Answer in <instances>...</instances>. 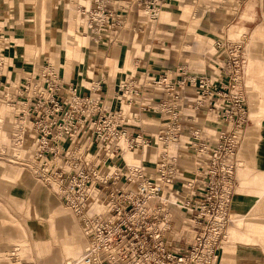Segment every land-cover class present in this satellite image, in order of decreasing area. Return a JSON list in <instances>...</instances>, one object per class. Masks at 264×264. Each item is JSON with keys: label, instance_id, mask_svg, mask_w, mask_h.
Masks as SVG:
<instances>
[{"label": "rangeland", "instance_id": "rangeland-1", "mask_svg": "<svg viewBox=\"0 0 264 264\" xmlns=\"http://www.w3.org/2000/svg\"><path fill=\"white\" fill-rule=\"evenodd\" d=\"M40 1L0 0V58L6 64L4 73L6 77L3 79L0 78V83L7 80L14 83L26 77L34 81H42L46 73L39 71L37 75V72H32L31 74L26 72L28 69L34 68L36 70L39 66L47 65L49 66L48 69L51 71L53 69V73L61 78L62 81L70 82L77 86L85 85L88 87L89 80H94L95 82L100 80V77L94 73L95 68L99 66L107 67L109 72H104L103 82L107 87V91L113 93L111 95L120 100V103L115 104L113 109L120 114L122 113L124 118L129 119V125L135 126L138 129L141 128L140 131H142L143 135L152 137L150 144L145 145L143 147L145 150L141 152L129 150V140L121 135L119 136L120 138L112 141V145L120 149V156L116 155L111 159L110 170H119L121 168L120 164H122L121 161H124L126 166L142 168L148 176H151L154 170L159 169L162 172V168L157 165L163 166L165 164L170 166L172 164L173 160L168 156L169 153V155H174L177 160L180 159L179 167L175 168L177 169L176 178H194L199 173L195 162L202 160L201 158L197 159V150L193 148L199 147H191L187 139L188 136L184 134L180 140L182 144L179 145L172 143L170 138L162 139L161 141L157 140L156 134L158 135V131L164 121L160 109L157 106H147L144 107V110L138 112L140 108H143L142 106H144L147 100L160 95V91L156 86L153 85L151 87L147 80L139 83L143 75L141 69L136 70L132 68V73H127L125 65L113 69L109 66L108 61L105 64L100 63L97 65L95 58L100 59L105 50V47L101 46V44L94 43L93 49L88 48L83 61H76L74 55L65 54L67 49L66 44L69 41L66 27L70 23L71 18H73L69 13L71 11L75 13L77 8L87 5L88 0H44V9L40 7ZM181 5L183 4L180 3L178 6L175 5L176 7L171 8L172 21H175L179 14L184 13L183 9L180 8ZM53 7L60 8L58 26L56 21L53 20ZM225 12H231V10H225ZM233 13L235 14L237 12L234 11ZM196 14L195 8L190 6L186 25L176 26L177 31H174L175 28L172 29L161 24V21L167 20V9L159 10L157 19L155 22H152L154 25H151L146 19L148 17L144 15L142 18L138 17V15H141V11L139 12L134 8L132 14L129 16V21L131 20L130 23L132 24H129L130 26L128 25L129 27L125 30L126 33L123 38H133L137 32L139 33V31H136V25L141 24L142 21L145 22V20L148 23L146 22L141 26L144 32L145 27H148L147 34L152 35V33L155 34L159 30L160 32H168L169 34L175 35L174 42L162 41L158 45L160 49L153 51V55L149 54L145 58L141 57L147 61L145 66L151 64L148 68L151 73L146 75L150 78L152 76L165 77L167 79L165 83L170 87L175 86L177 79L180 82L186 83L192 78H195L193 77L194 73L183 72L182 68L189 71H204L210 75L216 67L219 72L218 80L221 86L219 90L220 98H222L223 102L220 113L223 117L217 120L214 116L215 114H213L214 111L213 113H208L205 107L197 109L198 119L193 125L199 130H204V136L202 137L203 139L199 138L196 143L198 144L201 140L203 144L206 141V148H219L221 146L224 150L231 145L235 146L234 153L224 158L227 160V163L231 161L228 158H232L233 160L235 156H237L238 160L246 159L245 155L243 153L241 154L242 148H264V39L257 37L251 40L250 35L254 26L251 25L248 29L249 26L243 25L242 22L237 24V15H233L234 18L232 17L226 24L216 25L215 20H218V18H215L217 14L213 13L214 16L210 19L213 23L211 22L212 25H208L205 29L201 25V22L192 24L195 19L194 17L198 15ZM190 23L192 24L191 26H189ZM73 25L75 27L78 25L81 26V23L75 18ZM233 26H240L244 30L238 36L232 37V32L234 31ZM81 28L77 32L81 33L77 35V38L75 37L76 34H74L79 44L83 43L82 34L84 35V33L83 28ZM200 33H209L211 37L215 35L224 36V40L221 42L215 40L195 42L201 44L202 48H206L207 53L200 54V56L198 55L196 57L184 56V52L189 53L188 49L191 44V39L196 38L194 34H199L197 36L199 38ZM124 42L126 45L129 44L127 40ZM86 43L88 44V41H84V44ZM170 46L173 47L172 51L170 49L168 50ZM215 48L219 50L216 55L214 53L215 51H212ZM77 49L78 47H75V49L73 47L72 52L76 53ZM54 74L52 75L55 77ZM87 78L90 79L87 81ZM114 81L121 88L126 85L125 83L130 85L141 84L138 102L125 104V98H121L120 94H116V87L113 90ZM189 90L194 93L192 88ZM5 92L6 90L0 88V98L5 96ZM187 92L184 91L183 94L186 95ZM130 95L128 93L126 96ZM47 96V94L44 95V97ZM164 96L167 98L169 95L165 94ZM189 98L192 99V97ZM106 103L108 104V102ZM15 107L6 104L0 105V148H18L13 144L14 136L17 134L14 131L16 127L14 126V119L18 111V106L15 113L11 108ZM190 113H193V111H190ZM231 114L235 117L233 124L230 121ZM131 131L129 138L134 139L136 132L139 130L133 129ZM249 133L253 136H249ZM233 135L234 137H232ZM249 137L251 139L250 146L247 144ZM28 141L33 148L34 142L32 139H28ZM82 144L84 145L86 143ZM178 148L189 149L182 150ZM21 150H30V148H21ZM177 150H179L180 154ZM221 154L223 155V152ZM0 156L11 160L9 158V152H5ZM163 156L165 157L164 160ZM218 156L221 157L220 155ZM238 160L236 162L234 161L235 165L233 164L232 173L229 174L228 166H225L222 172H220V164L218 163L214 167H207L205 158L204 167L198 175L200 179L204 176L203 178H207L206 180L213 179L215 183L221 181L222 178L223 197L224 199H228L229 205L223 219L215 213L216 207L214 200L206 201L211 193H213V190L210 191L204 188L202 191L199 186L200 183H197L195 186V189H197L196 195L199 196L192 200V212L185 213L184 211L178 210V208L177 210H169L170 220L173 223L168 226V222L162 225V227H168V230L164 231L167 239L175 238L174 244L170 246L169 250V253H171L175 261L179 257H182L187 261V264H245L244 253L242 252L244 244L239 238L230 237L228 233L230 229L235 228L234 221L237 219H242V226L239 228L240 233L244 232L243 229L247 224L260 223L264 225V194L261 198H257L255 189H258V186H250L252 193L249 194V198L253 201L257 199L254 201L253 207L258 205L260 206L259 210H253L252 207L249 213L237 216L229 210L231 209L230 199L233 197L234 192L239 189L238 171L241 167L239 169L237 167ZM0 163L1 167L5 169L19 171L23 174L22 181H19L20 183L17 181L16 184L12 183L13 181H3L0 177V213L6 215L10 223L18 225L23 229L25 234L23 241L27 247L24 255L27 259L26 262H28L26 264H44L45 260H47L44 258L49 256V252L38 254V249H35V247L37 248V244L44 243L47 248L50 246L59 248V243L56 246L52 245L47 228V220L40 221L28 217L25 206L22 205L23 200L19 199V202L15 197H11V193H8L10 190V192L14 191L16 193L24 190L22 183H24L25 179L31 181L32 178H25V173L19 170V167L17 169L14 165L6 163L1 159ZM128 167L124 168V172H126ZM209 170H212L214 173L216 172L213 177H209L210 174L207 173ZM230 176H232V180ZM152 177L154 176L152 175ZM156 183L159 187H162L161 177ZM117 185L130 194H134L136 191L135 186L128 185L123 180H118ZM246 188L249 189V187H244L243 189ZM47 189L51 190L48 192L57 200L56 194L54 195L52 189ZM243 189L240 191L243 192ZM162 192L165 207L171 208V202H176L178 206L183 205L185 199L177 195L178 192L185 194L180 184H177L173 190L163 188ZM170 198H172L171 202L167 203V200ZM58 201L60 208L65 207L71 210L61 198L58 197ZM253 201L250 203H253ZM94 202L99 205L103 204L102 199L99 197L95 198ZM221 225L224 226V229L218 237L217 243L211 248L208 245L209 235L216 226ZM0 251L4 252H0V264H16L17 261H20L24 250L20 244L8 240L5 244L0 243ZM77 261H69L66 264H74Z\"/></svg>", "mask_w": 264, "mask_h": 264}, {"label": "built area", "instance_id": "built-area-1", "mask_svg": "<svg viewBox=\"0 0 264 264\" xmlns=\"http://www.w3.org/2000/svg\"><path fill=\"white\" fill-rule=\"evenodd\" d=\"M91 1V7H80L81 15L86 20L91 40L95 44H104L110 41L113 43V37L132 24L129 16L134 8L141 11L138 17L142 18L144 15L148 17V22H155L164 0ZM3 61L0 58L2 79L6 77V64ZM48 67L39 66L36 70L31 68L26 72H37V75L39 71L46 73L42 81L26 77L14 83L8 80L0 83V88L6 90L1 99L6 105L18 106L14 119V131L17 132L13 139L14 146L31 148L20 150L22 156L13 158V161L24 164L34 176L55 188V192L83 225L87 246L82 254V264H187L182 257L175 261L169 253L175 238L167 239L164 231L168 227H162L170 220L169 210L178 208L185 213L192 212V200L199 196L195 189L197 183H200L202 191L204 188L213 190L206 201L214 200L215 213L221 219L226 215L228 204V199H224L222 193V178L215 183L213 179L206 180L204 176L200 179L198 175L204 167L205 158L207 167H214L218 163L222 172L228 166L230 174L233 164L230 161L231 164L227 163L224 158L232 155L236 148L232 145L225 150L221 146L206 148L207 142L202 144L201 140L197 144L199 138L203 139L204 130L193 125L198 119L196 110L200 108L205 107L208 113L214 111L217 120L223 117L220 113L223 102L220 98L221 86L217 68L210 75L204 71L182 68L183 72L194 73L195 78L186 83L177 79L174 87L165 83V77L149 78V84L151 87L156 86L160 95L147 100L138 111L147 106H157L162 112L164 121L158 131L157 140L170 138L172 143L179 145L182 144L180 140L184 134L188 136L191 147H199L193 148L197 150V159L202 160L195 162L199 173L194 178L182 179L176 178L175 169L179 167L180 159L177 160L169 153L172 164L157 165L162 168V172L159 169L154 170L152 175L155 178L148 176L142 168L126 166L124 161H121L119 170H110L111 159L116 155L120 156V149L114 147L112 141L121 135L129 140V150L141 152L145 150V145L150 144L151 136L143 135L141 128L129 125V119L113 109L120 100L107 91L102 79L95 82L87 78L88 87L77 86L62 81ZM116 83L114 81L113 90L116 87V94L125 98V104L138 102L141 84L125 83L121 88ZM191 88L194 93L190 92ZM184 91H189L188 95H184ZM128 93L131 95L126 96ZM45 94L48 96L44 97ZM165 94L169 96L166 98ZM234 120L235 117L231 114L232 124ZM133 129L139 131L134 139H130L129 134ZM28 139L34 142L33 148ZM125 167H128L126 172ZM211 172L212 170L207 172L209 177L216 173ZM157 177H161L162 187L156 183L159 180ZM118 180L135 186V193H127L117 185ZM177 184L185 192H178L177 195L185 201L178 206L170 198L167 203L171 202L172 207L167 208L163 204L162 189L173 190ZM95 196L102 199L103 207L94 202ZM223 225L216 226L209 235L208 245L211 248L217 243L224 229Z\"/></svg>", "mask_w": 264, "mask_h": 264}, {"label": "crops", "instance_id": "crops-1", "mask_svg": "<svg viewBox=\"0 0 264 264\" xmlns=\"http://www.w3.org/2000/svg\"><path fill=\"white\" fill-rule=\"evenodd\" d=\"M180 3L183 4L180 8L183 9L184 13L179 14L178 18L175 21H172L171 8L176 7L175 5L178 6ZM164 4L165 6H163ZM190 6L194 7L196 13L198 14L194 17L195 19L192 24L201 22V25H203L206 29L208 25H212V20L210 19H212L214 14H217L215 18H218V20H215L216 25L226 24L232 17L234 18L233 15H237V24L242 22L243 25L249 26L248 29L251 25L254 26L250 35L251 40H254L257 37H262L264 39V0H164L161 3L160 10L167 9L168 16L166 18L167 20L161 21L162 26H168L172 29L175 28L174 31H177L176 26L180 27L186 25ZM185 10H187V12H185ZM225 10H231V12L226 13ZM234 11L237 13L234 14ZM146 22L147 21L145 20V22L142 21L141 24L136 25V31H139V33L137 32V34L131 39L123 38L126 33L125 30L127 29L125 28L122 32H118L117 35L113 37V43L110 41L101 44V46L105 47V50L103 51L100 59L95 58V63L97 65L100 63L105 64V62L108 61V64L112 69L115 67L120 68L125 65L127 73H132V68L136 70L141 69L143 75L139 83L146 80L148 81L150 77L146 74L151 73L148 69L151 64L149 66H145L147 61L143 58L147 57L149 54L153 55V51H158L160 49L158 45H160L162 41L174 42L175 35L169 34L168 32H160L158 30L155 34H150V36L147 34L148 27H145L144 32V29L141 26ZM192 24L190 23L189 26ZM151 25L154 24L151 23ZM233 30L232 37L236 35L238 36L244 29L240 26H233ZM194 35L196 38H193L190 41L191 44L188 49L189 53L184 52V56L189 55V57H196L198 55L200 56V54L207 53L206 48H202L201 44H197L195 42H204L208 40L221 42L224 40V36L215 35L211 37L209 36V33H200L199 38H197L199 34ZM75 37L77 38V35ZM75 37L73 38L77 42ZM125 40L129 42L128 45L125 44ZM172 48L173 47L170 46L168 47V50L170 49L172 51ZM213 50L215 51V55L219 52L216 48L212 49V51ZM106 71L109 72L107 67L99 66L95 68L94 73L99 76L100 79L104 80L103 76ZM4 104L5 102L0 98V105ZM11 109L15 113L17 106ZM20 150L21 148H0V155L5 152H9V158H12L10 160L0 156L1 160L14 165L17 169L19 167V170L25 173V178H32L31 181H27V179H25L24 183H22L24 190L17 193L14 191L10 192V190L8 193H11V197H15V199H18L19 202L21 199L23 200L22 205L25 206V211L28 217L38 219L40 221L47 220V228L51 237L52 245L56 246L59 243V248L51 246L47 248L44 243H39L37 244V248L35 247V249H38L37 253L42 254L49 252V256L44 258L47 259L44 264H66L69 261L80 260L83 251L87 246V236L83 225H81L79 219L71 210L66 209L65 207L60 208L58 206V197L60 198V196L55 192V188L52 187V189L49 185L34 176L33 172L27 166L20 165L13 161V158L22 156V153L19 152ZM242 153L245 155L246 159L238 160L237 156H235V158L230 161L235 165L234 161L236 162L238 160L237 167L238 169L241 167L238 171L239 189L234 192L233 197L230 199L231 209L229 210H231L236 216L249 213L253 207L254 201L257 200L255 199L253 201L249 198V194L252 193L250 186H258V189H255L257 198H261L264 194V148H242L241 154ZM230 162L229 164H231ZM22 176L23 174L21 172L5 169L0 165V177L3 181H13L12 183L14 184L18 181V183H20L19 181H22L23 179ZM46 187L52 189L54 195L56 194L55 196L57 200L48 192L51 190ZM244 187H249V189H243ZM241 189H243V192L240 191ZM36 191L39 193H36ZM95 198H97V196H95ZM251 201H253V203H250ZM38 203L42 206L41 212L38 209ZM228 207L229 205L227 204V210ZM259 208L260 206L257 205L253 207V210H259ZM234 222L235 228L230 229L228 234H230V237L239 238V240L244 244L242 252L244 253L243 256L245 258V264H264V225L260 223L247 224L243 229L244 232L240 233L239 228L242 226V219H237ZM172 223L173 221L169 220L168 226ZM24 235L25 234L22 228L18 225L10 223L6 215L0 213V243L5 244L8 240L10 242L15 241L16 244H20L21 248L24 250L20 261H17L16 264L28 263L26 262L27 259L24 256L27 249L26 244L23 241ZM0 252L4 253L3 251Z\"/></svg>", "mask_w": 264, "mask_h": 264}, {"label": "bare ground", "instance_id": "bare-ground-1", "mask_svg": "<svg viewBox=\"0 0 264 264\" xmlns=\"http://www.w3.org/2000/svg\"><path fill=\"white\" fill-rule=\"evenodd\" d=\"M44 0H41L40 1V7L42 9L45 8V3L43 2ZM92 6V1L91 0H88V3L87 5L85 6H80V7H85V8H89ZM161 6V5H160ZM80 7L76 9L75 13H73L72 11L69 13L73 16V18H71L70 20V23L68 24V26L66 27V32L68 33V38H69V41L67 42L66 46H67V49L65 51V54L67 55H74V58L76 59V61L78 60H81L83 61L84 58H85V52L88 50V48L90 49H93V44L94 42L91 40V37H90V30L88 29V26L86 24V20L84 19V17L81 15V10H80ZM17 11V10H16ZM19 12V11H17ZM52 14H53V20L56 21L57 23V26L59 25V17H60V8L59 7H53L52 9ZM75 15V16H74ZM71 16V17H72ZM75 18L76 20H78L80 23H81V26L83 28V33L84 35L82 34V41L83 43L82 44H79L78 42L75 41V39L73 38L74 37V34L78 35V34H81V33H77L79 28H81V26H74L73 25V21H75ZM81 28V29H82ZM56 29V28H55ZM57 30V29H56ZM84 41H88V44H84ZM75 45V46H74ZM74 47H78L76 53L72 52V48ZM193 79V78H192ZM191 79V80H192ZM264 130V129H263ZM249 136H253L251 133L248 134ZM247 144L248 146H250L251 144V139L249 137L248 141H247ZM130 148V147H129ZM231 174V173H230ZM232 176H230V179H231ZM232 180V179H231ZM36 193H39L38 191H36ZM95 199V197H94ZM38 209L39 211L41 212L42 211V206L40 203H38ZM226 210H227V207H226ZM226 213V211H225ZM82 258V257H81ZM5 264V263H4ZM74 264H82L81 262V259L78 260L77 262H75Z\"/></svg>", "mask_w": 264, "mask_h": 264}]
</instances>
